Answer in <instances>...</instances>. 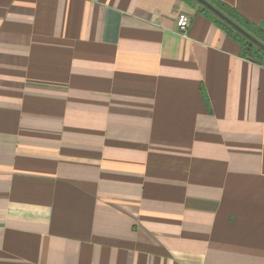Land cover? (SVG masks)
I'll list each match as a JSON object with an SVG mask.
<instances>
[{"label": "crops", "instance_id": "0c3cea01", "mask_svg": "<svg viewBox=\"0 0 264 264\" xmlns=\"http://www.w3.org/2000/svg\"><path fill=\"white\" fill-rule=\"evenodd\" d=\"M0 264H264V65L187 0H0Z\"/></svg>", "mask_w": 264, "mask_h": 264}, {"label": "trees", "instance_id": "16d2710c", "mask_svg": "<svg viewBox=\"0 0 264 264\" xmlns=\"http://www.w3.org/2000/svg\"><path fill=\"white\" fill-rule=\"evenodd\" d=\"M197 7V9L207 18L211 19L215 24H217L221 29L227 32L240 44V54L251 61L258 64L264 65V51L252 43L250 40L242 36L240 33L235 31L227 23L222 21L220 18L215 16L211 11L203 7L195 0H187ZM209 3L214 5L217 9L227 15L230 19L239 24L244 28L249 34L255 37L259 42L264 44V30L241 16L236 10L231 8L228 4L220 0H207Z\"/></svg>", "mask_w": 264, "mask_h": 264}, {"label": "water", "instance_id": "95a60500", "mask_svg": "<svg viewBox=\"0 0 264 264\" xmlns=\"http://www.w3.org/2000/svg\"><path fill=\"white\" fill-rule=\"evenodd\" d=\"M195 1H197L199 4H201L203 7H205L209 11H211L215 16L220 18L222 21H224L230 27H232L235 31L240 33L242 36L250 40L252 43H254L256 46H258L260 49L264 51V44L259 42L255 37L249 34L244 28H242L239 24H237L235 21L230 19L227 15H225L223 12L217 9L214 5L209 3L207 0H195Z\"/></svg>", "mask_w": 264, "mask_h": 264}, {"label": "built area", "instance_id": "2783aa9c", "mask_svg": "<svg viewBox=\"0 0 264 264\" xmlns=\"http://www.w3.org/2000/svg\"><path fill=\"white\" fill-rule=\"evenodd\" d=\"M189 21H190L189 17L185 14H180L179 16H177L176 19L177 31L183 36L186 35V31L189 26Z\"/></svg>", "mask_w": 264, "mask_h": 264}]
</instances>
